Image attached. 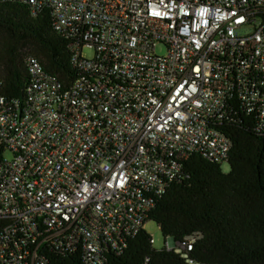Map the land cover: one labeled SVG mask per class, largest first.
I'll return each mask as SVG.
<instances>
[{"label": "built area", "instance_id": "built-area-1", "mask_svg": "<svg viewBox=\"0 0 264 264\" xmlns=\"http://www.w3.org/2000/svg\"><path fill=\"white\" fill-rule=\"evenodd\" d=\"M0 1L48 10L78 72L64 88L27 55L24 100L0 95V264H107L190 156L227 165L221 123L264 133V0ZM195 240L167 248L197 264Z\"/></svg>", "mask_w": 264, "mask_h": 264}, {"label": "trees", "instance_id": "trees-1", "mask_svg": "<svg viewBox=\"0 0 264 264\" xmlns=\"http://www.w3.org/2000/svg\"><path fill=\"white\" fill-rule=\"evenodd\" d=\"M52 22L48 10L32 15L25 5L0 1V95L5 99L24 100L27 55L64 88L77 77L69 41ZM217 129L231 142L227 172L202 155L190 156L180 177L154 199L147 221L164 242L183 244L195 236L188 252L194 263L264 264V133L240 112ZM151 239L142 230L121 251H107L106 263L188 264L173 249H154ZM46 256L48 264H82L78 253L58 256L48 250Z\"/></svg>", "mask_w": 264, "mask_h": 264}, {"label": "rangeland", "instance_id": "rangeland-1", "mask_svg": "<svg viewBox=\"0 0 264 264\" xmlns=\"http://www.w3.org/2000/svg\"><path fill=\"white\" fill-rule=\"evenodd\" d=\"M157 52L159 54H163L164 53V49L162 48H158L157 49ZM82 54L85 58L87 59H91L94 55V52L92 51V49H89V48H84L83 51H82ZM2 157L4 159H10L11 157V154L9 152H3L2 153ZM222 171L225 173L227 172V165L224 164L222 165ZM144 230L149 234V236L153 239V245L152 247L156 250H161L162 248L164 247H168L169 245H173L174 243L172 242V240L170 239H167L165 242H164V239L162 238L161 234H160V231L159 229L157 228V226L151 222V221H148L146 224H145V227H144Z\"/></svg>", "mask_w": 264, "mask_h": 264}]
</instances>
